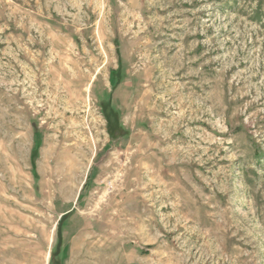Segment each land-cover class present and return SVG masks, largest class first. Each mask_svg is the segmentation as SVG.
I'll return each mask as SVG.
<instances>
[{
	"label": "rangeland",
	"instance_id": "obj_1",
	"mask_svg": "<svg viewBox=\"0 0 264 264\" xmlns=\"http://www.w3.org/2000/svg\"><path fill=\"white\" fill-rule=\"evenodd\" d=\"M0 264H264V0H0Z\"/></svg>",
	"mask_w": 264,
	"mask_h": 264
},
{
	"label": "trees",
	"instance_id": "obj_2",
	"mask_svg": "<svg viewBox=\"0 0 264 264\" xmlns=\"http://www.w3.org/2000/svg\"><path fill=\"white\" fill-rule=\"evenodd\" d=\"M103 112L108 115L118 116V114L112 109L110 104H105L103 107Z\"/></svg>",
	"mask_w": 264,
	"mask_h": 264
},
{
	"label": "flooded vegetation",
	"instance_id": "obj_3",
	"mask_svg": "<svg viewBox=\"0 0 264 264\" xmlns=\"http://www.w3.org/2000/svg\"><path fill=\"white\" fill-rule=\"evenodd\" d=\"M105 116H106V119H107V123H108V125H110L111 126V123L113 124L114 123V121L116 120V119H118L116 116H113V115H108V114H106L105 113ZM116 117V118H115Z\"/></svg>",
	"mask_w": 264,
	"mask_h": 264
}]
</instances>
